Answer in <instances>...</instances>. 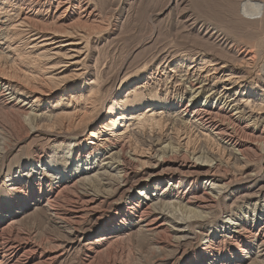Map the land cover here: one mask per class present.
I'll return each instance as SVG.
<instances>
[{"label": "bare ground", "instance_id": "obj_1", "mask_svg": "<svg viewBox=\"0 0 264 264\" xmlns=\"http://www.w3.org/2000/svg\"><path fill=\"white\" fill-rule=\"evenodd\" d=\"M18 1L23 5L15 25L20 43L25 50L37 52L45 64L52 65L48 72H60L50 73V79L64 78L62 73L66 69L80 76L87 73V68L94 70L97 77L100 69H96V61L93 67L82 64L92 47L93 33L103 29L92 2ZM205 34L208 40L213 37L212 33ZM230 48L226 50L233 57L230 61L220 60L218 53L212 54L204 48L191 58L177 57L179 55H174L173 50L164 49L159 52L160 63L155 67L143 66L141 71L144 72L140 75L143 84L139 86H134L139 77L130 79L133 71L124 64L117 68L113 82L120 78L121 84L125 83L126 87L130 84L133 95L121 100L118 109L112 100L108 104H111L109 112L116 109L119 114H133L144 106L160 109L162 113L156 124L168 122L173 134L163 138L160 127L158 135L142 137V148L156 147L147 170L139 169L138 159L128 156L129 143H113L107 151L103 148L96 153V147L83 143L86 134L65 129L49 137L58 143L51 149L66 144L62 156L56 157L49 150L38 148L28 161L17 165L19 170L15 174H18L14 175L10 171L13 164L8 160L9 154L34 131L40 116L19 106L12 116L13 125L7 126L0 121V264H65L69 249L72 255L75 253L76 264H115L112 259L122 254L124 247L112 246L109 249L113 253L111 260L98 262V256L109 242L116 243L115 236L121 237L132 228L149 236L141 255L146 264H173L174 243L182 238L201 243L203 235H206V243L199 245L201 249L190 256V261L178 264H264V222L260 219L264 215V122L253 117L247 109L254 96L261 97L264 102V80H253L230 94L206 85L207 79H200L196 70L188 71L190 66L181 76L183 64L201 57L211 62L215 74L227 73L241 79L246 73L244 69L252 71L254 68L255 55L249 48ZM173 65L180 70L179 79L151 80L154 72L156 75L160 71L166 73L167 67ZM95 81L94 78L83 84L79 88L80 96L92 94ZM0 85L6 88L1 89L3 93L0 94L7 101L4 103H12L15 86L1 80ZM241 91L237 98L236 93ZM185 94L189 96L184 102ZM111 122L116 123L115 120ZM50 123L53 124V120ZM189 124L208 134V137L203 136L204 146L192 151L191 158L188 151L176 143L179 130ZM24 126H28L29 132L25 130L21 134L20 128ZM194 145L196 148L197 143ZM208 148L218 152V157L207 151ZM99 156L103 157L102 164L94 165L92 160ZM251 158L261 165V175L255 172L239 179L228 175L230 161L238 166ZM67 168L70 170L66 171ZM4 169L8 170L5 177L2 176ZM72 170L83 174L76 179ZM94 170L95 173L90 174ZM45 175L48 180L42 178ZM106 186L109 188L104 190L102 187ZM227 199L233 200L229 203ZM38 202L41 206H35L30 212ZM107 210L112 211V215L105 218ZM40 211L45 214L40 219L62 236H47L37 241L35 236L19 228L24 217L37 216ZM223 213L228 215L224 219ZM217 219L221 230L211 225ZM94 225L98 226L94 228ZM211 227L212 233L209 232ZM178 231L184 236L176 237ZM189 233L191 236L187 235Z\"/></svg>", "mask_w": 264, "mask_h": 264}, {"label": "rangeland", "instance_id": "obj_2", "mask_svg": "<svg viewBox=\"0 0 264 264\" xmlns=\"http://www.w3.org/2000/svg\"><path fill=\"white\" fill-rule=\"evenodd\" d=\"M88 1L95 5L100 20L103 22V29L93 33L92 47L85 54L82 64L93 67L96 61L95 66L96 69H100L97 70L99 74L95 77V71L87 68V73L75 76L72 75L71 70L66 69L62 73L64 78L55 80L49 78L50 73L60 72L55 70L48 72V70H51L52 65L45 64V60L38 56L37 52L25 50L24 45L20 43V35L17 34L15 25L19 20L23 5L18 0H0V80L7 81L15 86L13 89L15 93L11 96L12 103H4L7 101L0 95V121L7 126L13 125V117L16 108L19 106L40 116L35 122L34 131L29 133L19 148L9 154L8 160L13 164L10 171L14 175L18 174H15L19 170L17 165L21 163L23 165L28 161V157L30 158L39 149L49 150L51 154H56V157L62 156L63 147L66 144L51 149L58 143L51 141L49 137L51 134L59 133L65 129L86 134L87 137L83 143H90V145L96 147V153L103 148L107 151L113 143H129L128 156L135 160L138 159L139 169H150L151 163L149 160H152L155 155L156 147L142 148L140 140L142 137L147 138L148 136L158 135L160 127H162L163 133L161 134L163 138L173 134L168 129V122L162 121L160 125L156 124V120L159 118L158 115L162 113L160 109L152 110L153 107L144 106L139 111H134L133 114L130 112L119 114L116 109L109 112L111 104H108L112 100H114L112 103L117 106L121 105L120 101L125 100L126 96L130 98L133 95L131 92L133 86L130 84L126 87L125 83H120V78L115 83L113 82L116 70L121 64L133 71L130 79L139 77L138 83L134 85L139 86L143 84V78L140 76L144 72L141 71L143 66L155 67L160 63L159 52L164 49L173 50L174 55H179L177 57L191 58L192 54L204 48L212 54L218 53L217 57H220V60L223 58V60L230 61L233 57H230L231 53L226 51L229 47H231L230 50L249 48L256 58L255 69L253 68L252 71L244 69L246 73L241 79L230 77L227 73L215 74L211 69V62L201 60V57L195 58L190 64L188 61L183 66L178 64V66H182L181 76L185 74L184 71L190 66L188 71L196 70L195 72L200 79H207L204 82L206 85L214 87L217 92L222 91L224 93L226 91L230 94L235 93L237 87L243 88L253 80H264V0ZM205 33H212L213 37L208 40V35ZM212 58L215 57L212 56ZM235 64L239 65L238 62ZM72 69L74 70V67ZM179 71L175 65L169 66L166 73L160 71L156 75L154 72L151 80L155 82L159 78L162 81L179 79ZM259 71H262V73ZM94 78L96 81L95 84L93 83V93L82 94L83 97L80 96L79 88L83 84L94 80ZM74 87H76V90L72 91ZM160 87L163 89L162 82ZM1 89L6 88L0 85V94L3 93ZM242 91L236 93L237 98L241 96ZM188 96L189 94H185L184 102ZM252 99L249 103L251 107L247 109L251 111L250 114L253 117H259L262 120L260 122L263 123L264 102L259 96L257 98L254 96ZM14 102H16V105L13 104ZM51 120H53V124L50 123ZM114 120L116 123L111 122ZM186 126L188 127H182L177 133L176 143L183 150L186 149L191 158L192 151L204 146L203 136L208 137V134L205 133V130L190 124ZM24 127H22L23 129L20 128L21 134L25 130L29 132L28 126ZM91 133L93 135H90ZM0 137H2V134H0ZM189 140L191 141L190 144L188 143ZM195 143H197L196 148H194ZM207 151L216 158L219 155L214 149L208 148ZM101 159L103 157L99 156L93 159L92 162L98 166L102 164ZM221 160L223 164L226 161L224 156ZM228 165V175L236 176L237 179L243 178L245 174L256 172L259 176L263 173H260L261 168L259 169V166L261 165L252 158L238 166H233L231 161ZM69 170L70 168L66 169V171ZM7 171L4 169L2 176L5 177ZM46 171L45 169L44 172L46 173ZM25 173L26 170L23 171V174ZM92 173H95V170L90 174ZM107 173L110 175L109 170ZM82 174L83 172H73L72 175L77 179ZM42 178L48 180L46 175ZM55 182L56 179L53 180V183ZM201 184L200 181L199 185ZM47 188L46 186L45 189ZM102 188L107 190L109 187ZM227 200L231 203L233 199ZM153 202H155L154 205L159 206L156 204L157 201L153 200ZM41 204V202H38L37 205H33L30 212H32V208L35 206L40 207ZM238 205L240 207L241 204ZM234 209L238 211L236 206ZM109 210L105 212V218L112 215V211ZM246 215L248 216V214ZM43 216L45 217L43 211H40L37 216L28 215L23 218L19 228L35 236L37 241L47 236H62L63 234L53 230L40 219H43ZM226 216H228L226 213L222 214L223 219ZM260 219L264 222V215ZM88 222L89 220L85 221L84 224L86 225ZM219 222L218 219L214 221L211 224L212 227L217 225L216 227L221 230ZM97 226L94 225L93 227L96 228ZM212 227L209 228L210 233H212ZM134 229L125 231L128 235L123 234L118 238L115 236L113 241H116V243L109 242V245L104 246L102 248L103 253L98 256L97 261L111 260L113 253L112 251L109 252V249L112 246H120L124 247L123 253L112 259L115 264H146L141 255L149 236ZM4 233H6V230ZM181 234L182 232L178 231L176 237ZM187 235L191 236L190 233ZM183 236L184 234H182ZM205 236H201L203 237L201 243H206ZM201 243L190 238L180 239L177 244H173V259H171V262L178 264L190 261L192 259L190 256L195 255L201 249V246H199ZM115 250H118V247ZM72 253L73 251L69 249V255H66L67 258L65 257V264H76L77 260H73L75 253L73 255Z\"/></svg>", "mask_w": 264, "mask_h": 264}]
</instances>
